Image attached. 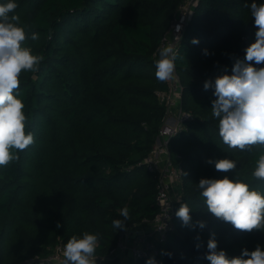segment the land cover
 <instances>
[{
	"label": "trees",
	"instance_id": "obj_1",
	"mask_svg": "<svg viewBox=\"0 0 264 264\" xmlns=\"http://www.w3.org/2000/svg\"><path fill=\"white\" fill-rule=\"evenodd\" d=\"M182 2L16 0L12 14L30 29L29 37L39 34L26 46L44 60L37 73L20 76L26 130L35 143L0 168V264L45 257L58 243L84 232L101 237L95 255L119 264L124 234L154 221L159 175L144 161L166 113L157 93L167 89L155 77L154 54ZM252 2L200 0L186 27L176 66L184 86L182 106L193 119L170 141V153L182 169L176 211L187 203L191 222L184 225L175 215L177 232L169 233L156 254L134 264L150 258L155 264H210L212 234L217 250L229 258L243 249L264 248V231L243 232L216 218L198 188L202 178L228 176L264 192V181L251 176L264 147L241 151L225 145L212 115L214 89L203 87L206 80L231 75L235 61L243 60L255 41ZM224 158L236 161V172H219L207 163ZM124 207L129 209L126 227L113 228V220L124 219L119 214Z\"/></svg>",
	"mask_w": 264,
	"mask_h": 264
},
{
	"label": "clouds",
	"instance_id": "obj_2",
	"mask_svg": "<svg viewBox=\"0 0 264 264\" xmlns=\"http://www.w3.org/2000/svg\"><path fill=\"white\" fill-rule=\"evenodd\" d=\"M17 7L16 0L0 3V168L17 161L19 152L35 143L33 133L26 130L28 117L20 95V76L22 72L37 73L44 60L43 55L33 54L26 46L29 38L37 41L39 34L31 32L29 37L30 29L21 25L19 16L12 14ZM249 7L256 28L255 41L245 49L244 59L235 61L231 75H220L214 82L206 80L203 84L205 90L214 89L216 99L212 101L211 109L219 121V137L229 148L241 151L256 145L264 147V67L254 66L264 64V3L257 4L253 0ZM192 43H198V40L194 38ZM177 56L178 52L171 44L166 43L160 48L159 58L154 62L158 81L166 83L176 79ZM207 163L214 164L219 172L237 170L233 159H209ZM251 176L264 181V153L259 155ZM198 188L207 210L216 218L243 232L264 231V192L228 176L202 178ZM190 212L188 204L182 203L175 215L184 225H189ZM119 214L124 219L113 220L112 226L124 229L129 209L124 207ZM197 224L200 228L205 227L203 221H197ZM100 239L98 233L73 235L63 247V264H97L95 254ZM217 249L215 234H212L206 255L210 264H264V248L259 245L253 251L243 249L240 256L233 258ZM147 264H155L154 258Z\"/></svg>",
	"mask_w": 264,
	"mask_h": 264
},
{
	"label": "built area",
	"instance_id": "obj_3",
	"mask_svg": "<svg viewBox=\"0 0 264 264\" xmlns=\"http://www.w3.org/2000/svg\"><path fill=\"white\" fill-rule=\"evenodd\" d=\"M200 0H183L173 22L164 34L161 44L154 54L159 58V50L166 43L171 44L178 52L188 23ZM176 63V62H175ZM176 79L166 82L167 89L157 93L160 103L166 106L163 125L159 136L153 146L152 153L144 161L150 172L158 173L156 205L158 214L154 221H144L143 224H152L153 234L143 233L136 237L131 248L134 262L156 254L160 246L167 242L169 233L177 232L175 222L176 205L181 201V194L177 190V183L181 180L182 169L176 168L170 153V141L185 129L186 123L193 119L191 113L186 112L182 106L184 86L176 66ZM170 119V120H169ZM168 123L166 124V122ZM172 122V123H171ZM141 165V164H140ZM142 225V224H141ZM152 238V239H151ZM123 244L119 243L118 250L123 252ZM64 243H58L52 253L45 257L36 256L24 264H63ZM125 247V246H124ZM98 264H105L106 257L95 255Z\"/></svg>",
	"mask_w": 264,
	"mask_h": 264
},
{
	"label": "rangeland",
	"instance_id": "obj_4",
	"mask_svg": "<svg viewBox=\"0 0 264 264\" xmlns=\"http://www.w3.org/2000/svg\"><path fill=\"white\" fill-rule=\"evenodd\" d=\"M179 8H180V6L177 8V10H176V12H175V15L178 13V11H179ZM174 15V16H175ZM172 22H173V20H172ZM171 22V23H172ZM170 27V26H169ZM170 120V119H169ZM169 120H167V122H166V124L168 123V121ZM163 123H165L164 122V120H163ZM172 123V122H171ZM177 190H179V184H177ZM142 225H145V224H142ZM135 227L136 228H138V229H140L141 228V225H139V226H133V227H131L129 230H128V232H134V230H135ZM143 227V226H142ZM143 233H149V232H147L144 228H143V231L141 232V231H138L137 233H136V236L134 237V241H132V239L131 240H129V241H127V233L126 234H124V236H123V238L121 239V243L125 246H123V248H125L124 249V251L123 252H121V251H119L118 250V261H119V264H133V262H134V257H133V255H132V253H131V248H132V246H133V244H134V242H135V240H136V237L138 236V235H140V234H143ZM152 239V238H151ZM64 245H65V243H64ZM54 250V248L51 250V252L50 253H52V251ZM124 255V257H122L121 258V256H123ZM29 260V259H28ZM37 262H33L32 264H36ZM107 263V262H106ZM105 263V264H106ZM98 264V263H97ZM100 264H102V263H100Z\"/></svg>",
	"mask_w": 264,
	"mask_h": 264
},
{
	"label": "crops",
	"instance_id": "obj_5",
	"mask_svg": "<svg viewBox=\"0 0 264 264\" xmlns=\"http://www.w3.org/2000/svg\"><path fill=\"white\" fill-rule=\"evenodd\" d=\"M143 226V227H142ZM143 228L147 231V232H149L151 235L154 233L153 232V226H152V224H147V225H141V228L140 229H138V228H136L135 227V230H134V232L132 233V232H127V241H129V240H131L132 239V241H134V237L136 236V233L138 232V231H143ZM122 257H124V255L123 256H121V258Z\"/></svg>",
	"mask_w": 264,
	"mask_h": 264
}]
</instances>
